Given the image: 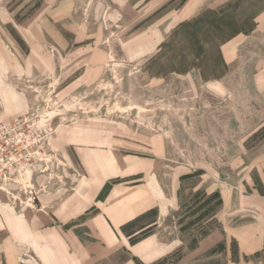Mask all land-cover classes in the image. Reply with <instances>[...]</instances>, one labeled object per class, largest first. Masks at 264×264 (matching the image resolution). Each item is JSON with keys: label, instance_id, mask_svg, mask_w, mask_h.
Returning <instances> with one entry per match:
<instances>
[{"label": "rangeland", "instance_id": "1", "mask_svg": "<svg viewBox=\"0 0 264 264\" xmlns=\"http://www.w3.org/2000/svg\"><path fill=\"white\" fill-rule=\"evenodd\" d=\"M30 114L51 131L5 203L34 209L36 179L62 185L81 142L126 156L163 138L182 249L158 264H264L228 231L264 209V0H0V118Z\"/></svg>", "mask_w": 264, "mask_h": 264}, {"label": "crops", "instance_id": "2", "mask_svg": "<svg viewBox=\"0 0 264 264\" xmlns=\"http://www.w3.org/2000/svg\"><path fill=\"white\" fill-rule=\"evenodd\" d=\"M232 41L222 50L228 63L238 45ZM155 139L141 145L140 154L126 156L103 145L77 144L79 163L68 164L74 172L64 173L62 185L36 179L34 209L14 208L0 193V263L158 264L171 258L182 243L164 231L177 207L182 174L167 160L166 141ZM258 213L260 225L228 229L246 255L264 249V209ZM218 242L212 233L194 253Z\"/></svg>", "mask_w": 264, "mask_h": 264}, {"label": "built area", "instance_id": "3", "mask_svg": "<svg viewBox=\"0 0 264 264\" xmlns=\"http://www.w3.org/2000/svg\"><path fill=\"white\" fill-rule=\"evenodd\" d=\"M51 129L30 114L6 124L0 118V186L14 181V176L27 173L42 154ZM39 158V157H38Z\"/></svg>", "mask_w": 264, "mask_h": 264}]
</instances>
